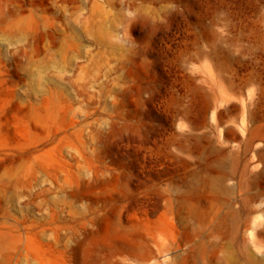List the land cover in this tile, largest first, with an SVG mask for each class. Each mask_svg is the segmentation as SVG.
<instances>
[{"label": "rangeland", "instance_id": "374dc122", "mask_svg": "<svg viewBox=\"0 0 264 264\" xmlns=\"http://www.w3.org/2000/svg\"><path fill=\"white\" fill-rule=\"evenodd\" d=\"M0 264H264V0H0Z\"/></svg>", "mask_w": 264, "mask_h": 264}]
</instances>
